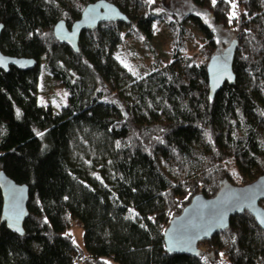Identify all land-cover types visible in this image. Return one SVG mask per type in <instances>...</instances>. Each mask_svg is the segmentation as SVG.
Instances as JSON below:
<instances>
[{
	"label": "trees",
	"instance_id": "trees-1",
	"mask_svg": "<svg viewBox=\"0 0 264 264\" xmlns=\"http://www.w3.org/2000/svg\"><path fill=\"white\" fill-rule=\"evenodd\" d=\"M92 1L0 0V50L37 61L0 69V169L27 185L29 199L22 235L0 222V264H264V232L247 211L200 242L196 256L167 253L163 236L196 193L212 196L227 180L246 184L264 173V0H236L231 23L226 0H190L195 10L168 22L172 59L143 75L113 52L123 27L151 39L164 0H107L130 23L83 30L74 52L52 29ZM187 20L202 33L200 63L178 51ZM215 27L232 32L237 49L234 83L210 99ZM42 57L69 92L59 112L36 98ZM76 219L82 248L68 230Z\"/></svg>",
	"mask_w": 264,
	"mask_h": 264
},
{
	"label": "water",
	"instance_id": "water-1",
	"mask_svg": "<svg viewBox=\"0 0 264 264\" xmlns=\"http://www.w3.org/2000/svg\"><path fill=\"white\" fill-rule=\"evenodd\" d=\"M119 22L129 24L130 19L116 4L107 0L89 2L82 8L78 19L67 25L63 20H57L52 29L54 38L59 43L69 46L78 52V40L83 30L96 28L100 23ZM0 22V33L3 29ZM237 38H232L222 51L208 59L206 65L209 96L213 98L224 83H234L232 64L237 49ZM0 58L4 63L0 69L9 70L13 66L22 70L33 69L36 60L31 57L9 56L0 50ZM230 77V78H229ZM1 213L0 222L5 223L8 230L22 235L24 220L28 215V188L25 183H17L7 177L0 169ZM264 173L246 184L223 182L212 196L196 193L188 204L170 219L164 231V247L167 253H181L196 256L199 252L198 244L207 241L215 233L225 230L229 226L232 215L247 211L253 216L260 229L264 232ZM242 209V210H241ZM260 219H257V217ZM223 224V227L217 226ZM17 228L19 231H17ZM171 249V250H170Z\"/></svg>",
	"mask_w": 264,
	"mask_h": 264
},
{
	"label": "rangeland",
	"instance_id": "rangeland-1",
	"mask_svg": "<svg viewBox=\"0 0 264 264\" xmlns=\"http://www.w3.org/2000/svg\"><path fill=\"white\" fill-rule=\"evenodd\" d=\"M157 11L161 12V18L155 20L151 39L143 41L142 36L135 28H122V38L120 43L114 49V54L118 61L125 66L127 64L132 71H128L133 75H143L148 72L154 64H165L172 59L175 45L173 30L169 27L168 22L173 19V15L184 14L188 11L195 10L190 0H164L163 6H157ZM201 13L203 11L199 10ZM183 27L187 32H183L182 43L178 45V51L182 55L190 56L191 60L196 63L202 61L203 54L199 49L203 42L202 33L187 20ZM217 36L219 37L217 51H222L223 47L231 42L232 32L224 28L215 27ZM217 53V52H216ZM123 61V63H122ZM40 73L36 85V98L40 103L50 104L56 112L68 103L69 92L45 70L44 57L40 59ZM65 93L67 95L65 96ZM74 242L83 247L82 233L83 229L79 220H74L68 228Z\"/></svg>",
	"mask_w": 264,
	"mask_h": 264
},
{
	"label": "snow or ice",
	"instance_id": "snow-or-ice-1",
	"mask_svg": "<svg viewBox=\"0 0 264 264\" xmlns=\"http://www.w3.org/2000/svg\"><path fill=\"white\" fill-rule=\"evenodd\" d=\"M145 2L150 5V4L154 3V0H145ZM226 2L231 5V9H232L230 11L229 15H228V22L231 23L233 21V19H235L238 16V12L235 10L236 9V0H226ZM211 3L213 4V6H215L217 4V0H211ZM197 15H202V14L201 13H197ZM205 23H208V19H207L206 15H205ZM209 26L211 27L210 24H209ZM153 27L155 28V25H153ZM3 63H4L3 58H0V65H2ZM122 63H123V61H122ZM125 67H128L129 71H132V69L127 64H125ZM133 74H135V73H133ZM66 95H67V93H65V96ZM210 99H211V97H210ZM38 135H43V134L42 133H38ZM117 146L119 147V142H117ZM97 179H100V178L97 177ZM129 211L133 212V210H131V209ZM133 214L135 215L134 212H133ZM257 219H260V217L258 216ZM260 222H261V224H264V219H260ZM217 226L223 227L224 225L223 224H218ZM17 231H19L18 228H17Z\"/></svg>",
	"mask_w": 264,
	"mask_h": 264
}]
</instances>
